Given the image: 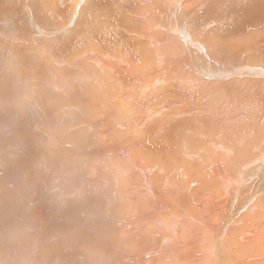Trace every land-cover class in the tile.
Here are the masks:
<instances>
[{
	"label": "bare ground",
	"instance_id": "obj_1",
	"mask_svg": "<svg viewBox=\"0 0 264 264\" xmlns=\"http://www.w3.org/2000/svg\"><path fill=\"white\" fill-rule=\"evenodd\" d=\"M62 1L0 6L1 39L28 52L23 74L0 64V264H264V126L258 138L230 122L257 106L264 116V48L245 63L260 34L215 53L230 67L196 38L214 20L193 16L203 0L124 2L120 35L85 33L106 1L69 0L70 17ZM15 9L30 36L8 32ZM81 10L83 25L67 29ZM240 76L263 80L231 81ZM214 95L216 106L204 102Z\"/></svg>",
	"mask_w": 264,
	"mask_h": 264
},
{
	"label": "rangeland",
	"instance_id": "obj_2",
	"mask_svg": "<svg viewBox=\"0 0 264 264\" xmlns=\"http://www.w3.org/2000/svg\"><path fill=\"white\" fill-rule=\"evenodd\" d=\"M4 1V2H3ZM10 1H12V0H10ZM22 0H16V2H17V4H18V6H19V3L21 2ZM66 1H68V3L66 2ZM71 2V4L74 6V4H73V2L72 1H74V0H70ZM88 1V0H87ZM106 1V3H103L102 5L103 6H100V7H97L98 6V4H97V8L96 9H94L95 10V12H94V10L92 11L93 13H91L90 15L91 16H89L87 19H86V21H88L87 23H88V26L90 27V26H92V28H93V26H94V29H92V28H89L88 26H87V31H89V32H86V30H85V33H86V35H88L87 33H90V34H93V32H94V30H95V32L97 31V32H101V33H105V32H108V30L110 31V32H112L113 33V31H116V32H114V33H120L121 34V31H119L118 29L117 30H115V28L117 27L115 24L117 23H119V20L122 18V16H124V15H127V16H132V15H130V14H128V13H126L124 10H122V8H120L119 6L122 4H124V2H126V3H128V2H133V1H131V0H129V1H127V0H108V2H107V0H104V2ZM200 1H202V0H191V4L192 5H194L195 3H196V5L200 2ZM211 1V2H210ZM223 2H221V0L219 1V0H203V7L200 9L199 7H197L196 5H194V6H196L197 8H196V11H193L192 13H193V16H196V15H198V14H202V12L205 14V13H207V14H210V12H213L212 14H210V15H207V19L209 18L210 20H213V23H212V27L210 28V30H208V32H210V33H207L206 35H204V36H201V35H199L198 37H196L197 39H200V41L201 42H205V43H207L208 44V46H207V49H208V54H210V56H212V55H215L214 56V58H216V59H218V58H220V59H218L219 61H222L223 60V62L225 61V65L226 66H230L231 67V63L234 61L233 59H231V58H233V57H229V59H228V55L226 54V53H223V54H220V53H217V54H215L216 52H218V51H220V49H221V47L222 46H225V44L227 45V44H231L232 42H234V43H236V42H238L239 44H241V42H239L242 38H244L245 37V39H247V38H252V41H251V44L250 45H252V46H249V47H254V46H256L257 44L255 43V42H257L258 41V39L260 38V36L262 37L261 38V40H263V42H262V44L260 45V46H258L257 48H255L256 50L255 51H249L248 53H250L249 55H247L246 56V58L247 59H249V60H245V63H249V64H247L248 66H252L255 62L256 63H260V60H253L251 57L252 56H254V54L256 53V51H260L261 50V48H264V34H263V32H264V2H263V4H261L260 6L256 3V2H258V1H260V3H262V1H264V0H250L251 1V3H249L250 1L249 0H244V3L242 4V2H240L239 0H222ZM248 1V2H247ZM63 2V4H61L60 6H61V9L63 10V13L66 11V14H67V16L66 17H70L71 16V13L70 12H72V9H73V6L72 5H70V3H69V0H63L62 1ZM66 2V3H65ZM89 2H91V0H89ZM89 2H86L85 3V5L87 6L88 4H89ZM120 2H122V3H120ZM231 2H233V3H231ZM206 3V4H205ZM236 3V4H235ZM245 3H248V4H246L247 6H250L252 3L254 4V3H256L257 5H258V7L256 6V7H254L253 5H251L250 7H248V8H246L247 6H244V4ZM70 6H69V5ZM112 4V5H111ZM209 4H211V5H209V7L211 8H209L208 7V5ZM3 5L4 6H6V0H0V6H2L3 7ZM84 5V6H85ZM101 5V4H100ZM214 5V6H213ZM63 6V7H62ZM85 6V7H86ZM106 6H109V7H106ZM227 6V7H226ZM228 6H230V7H228ZM238 6V7H237ZM2 7H0V8H2ZM70 7H72V9H70ZM89 7H90V5H89ZM112 7H115V8H112ZM244 9H243V8ZM252 7V8H251ZM105 8V9H104ZM107 8V9H106ZM179 8V7H178ZM208 8V9H207ZM227 8L228 9H230V10H227ZM240 8H242V10L240 9ZM249 8H250V11L248 12L247 10H249ZM83 9V8H82ZM85 9V8H84ZM90 9H91V7H90ZM99 9V10H98ZM102 9H104V10H102ZM116 9V10H115ZM179 9H181V8H179ZM198 9H200V10H198ZM245 9H247V10H245ZM115 11V14L117 13V15H116V17L114 18L112 15H113V12L112 11ZM127 10H129L128 8H127ZM231 10H233V11H231ZM258 10H260V11H258ZM17 12V10L15 9V10H13V11H11V13H9L8 12V15L6 14L5 15V17H4V19H9V20H11V21H7V23H6V25H7V28H8V32L10 33H12L13 35H17V36H21V35H23L24 33V35L23 36H27V35H29L30 36V32H33V31H31L32 29H30L29 30V33L28 32H25V25L24 24H22V19L20 18V16L21 17H23V19H24V15L22 16L21 15V13L20 14H16L17 16H15V14L14 13H16ZM19 11V10H18ZM246 11L248 12V13H246ZM262 11V12H261ZM14 12V13H13ZM20 12H22V11H20ZM104 12V13H103ZM237 12V13H236ZM70 13V14H69ZM126 13V14H125ZM196 13V14H195ZM239 13V14H238ZM251 13V14H250ZM124 14V15H123ZM232 14V15H231ZM249 14V15H248ZM13 15V16H12ZM82 10L80 11V13H79V15H78V17H79V19L77 18V20H78V22L76 21V19L74 20V21H76V22H72L70 25H69V27L67 28V29H70L72 26L73 27H75V26H78L79 27V25H80V23L82 24L84 21L83 20H81L82 19ZM106 15V16H105ZM215 15V16H214ZM247 15H248V17H247ZM81 16V17H80ZM233 16V17H232ZM108 17V18H107ZM212 17V18H211ZM247 17V18H246ZM249 17L251 18V19H249ZM14 18V19H13ZM81 18V19H80ZM93 18V19H92ZM99 18V19H98ZM116 18H117V20H116ZM244 18H245V21H244ZM115 19V20H114ZM224 19V20H223ZM235 19H238V21L237 20H235ZM239 19H241V20H239ZM249 21H248V20ZM68 20V19H67ZM93 20V21H92ZM106 20H108L109 22H108V24H107V21ZM112 20H114V21H112ZM132 18H130L128 21H127V23L129 24V25H134L135 23H133L132 22ZM17 21V22H16ZM20 21H21V23H20ZM105 21V22H104ZM225 21V22H224ZM232 21V22H231ZM247 21V22H246ZM12 22V23H11ZM15 22V23H14ZM111 22V23H110ZM114 22H116L115 24H114ZM216 23V24H215ZM229 25H231V24H233L234 25V23L236 24L235 26H233V28H232V25L231 26H229ZM251 23V24H250ZM261 23V24H260ZM14 24V25H13ZM52 24V23H51ZM97 24V25H96ZM109 24H111V25H109ZM140 24V23H139ZM228 26V27H230V30H229V28L228 27H226V25ZM242 24V25H241ZM20 25V26H19ZM75 25V26H74ZM83 25V24H82ZM100 25V26H99ZM219 25H223V26H225L226 28L223 30V26L219 29V32H217V31H215L214 33H215V35L212 33V31H214V29L216 30V28H217V26H219ZM238 25V26H237ZM51 26H53V25H51ZM51 26H49V27H51ZM54 26H55V24H54ZM81 26V25H80ZM98 27V28H96V27ZM103 26V27H102ZM110 26H111V28L112 29H110ZM114 28H113V27ZM216 26V27H215ZM242 26H244V30H243V28H241ZM252 26V27H251ZM46 27H48V26H46ZM56 27V26H55ZM72 27V28H73ZM102 27V28H101ZM107 27H108V30L106 31V29H107ZM238 27V28H237ZM260 27V28H259ZM82 28H83V26H82ZM105 30H104V29ZM214 28V29H213ZM1 29H3V27H1V23H0V32H4V31H2ZM98 29H99V31H98ZM101 29H103V30H101ZM212 29V30H211ZM259 29V30H258ZM93 30V31H92ZM221 30H223L222 32H221ZM228 30V31H227ZM240 30V31H239ZM236 31V32H235ZM239 31V32H238ZM92 32V33H91ZM96 32V33H97ZM198 32V30H195L194 32H193V34L194 35H197V34H195V33H197ZM242 32V33H241ZM256 32V33H255ZM258 32V33H257ZM22 33V34H21ZM122 33H123V31H122ZM234 33V34H233ZM89 34V35H90ZM119 34V35H120ZM213 34V35H212ZM237 36H236V35ZM259 34H260V36H259ZM66 35H71L70 33H69V31H68V34H66ZM66 35H57V36H54L53 38H56L57 37V39H60V40H65V39H67L69 36H67L66 37ZM94 35H95V33H94ZM224 35V36H223ZM228 35H230V36H228ZM235 35V36H234ZM254 35V36H253ZM7 36V38H9V34H7L6 35ZM5 36V37H6ZM28 36V37H29ZM61 36L63 37L62 39H61ZM171 36V39L173 38V37H175V36H173V35H170ZM234 36V37H233ZM259 36V37H258ZM60 37V38H59ZM66 37V38H65ZM212 37H213V39H212ZM247 37V38H246ZM233 38V39H232ZM211 39L213 40V41H215V42H213V41H211ZM245 39H243L244 41H245ZM216 40H218V41H216ZM222 42H221V41ZM231 40H233V41H231ZM242 41V40H241ZM244 41L242 42L243 43V45L242 46H245V43H247L246 41H245V43H244ZM9 42V43H8ZM216 42H218L215 46H213V47H211V43H212V45H213V43H216ZM219 42L220 43H223V45H220L219 44ZM255 43V44H254ZM14 44L16 45V43H14L12 40H7L6 38H5V41H3L2 39H1V37H0V64H3V66H4V69L6 68L7 69V71H10L11 69H13V70H15L16 72H19L20 71V73L21 74H23L24 73V71H25V69H24V66L26 65V63H25V60L24 59H28V58H26V56H25V54L24 53H28V52H25L24 51V53L23 54H21V55H18V54H16V50H14ZM18 45V47H22V43H17ZM93 44V43H92ZM96 44V43H95ZM94 44V45H95ZM102 45L103 44H99L98 45V43L96 44V48H100V47H102ZM263 45V46H262ZM2 46V47H1ZM17 46H15V47H17ZM105 46V45H104ZM239 46V45H238ZM242 46H241V48H242ZM17 47V48H18ZM95 47V46H94ZM179 46H177V47H174V49L176 48V50H177V48H178ZM240 47V46H239ZM249 47H245V49H250ZM23 48V47H22ZM215 48V49H214ZM3 50V51H2ZM240 50V49H239ZM5 52V53H4ZM238 52V51H237ZM254 52V53H253ZM30 53H33V55H35L36 53H37V50H35V52L33 51V52H30ZM189 53H190V55L192 56L191 57V62H192V65H193V69H196V66H195V63L197 64L198 62H197V60H195L194 59V54H193V51L192 50H190L189 49ZM223 55H225V57H223ZM115 57V56H114ZM193 58V59H192ZM223 58V59H222ZM227 61H226V60ZM233 60L232 62H230L231 60ZM251 59V60H250ZM228 60H229V65H228ZM193 61H195V62H193ZM254 62V63H253ZM263 63H264V61H262ZM261 62V63H262ZM235 64H237V61H234V63L232 64V65H235ZM263 65V64H262ZM6 66V67H5ZM263 67H264V65H263ZM4 71V70H3ZM198 76V75H197ZM238 78V77H237ZM237 78H232L231 79V81H235L234 83H237V82H239V85H242V83H244L245 82V80L246 79H250V80H253V81H261V80H263L262 78H260V79H252V77H244V76H240L238 79ZM228 80V79H227ZM226 80V81H227ZM244 81V82H243ZM241 82V83H240ZM23 83H25V82H23ZM22 83V84H23ZM258 83V82H257ZM262 84V83H261ZM261 86L262 85H260L259 87L261 88ZM249 93L250 92H248L247 94L249 95ZM194 97H196L197 95H193ZM27 97L28 96H26V95H24L23 93H21L20 94V99H19V108H23L24 106V104H23V102H25V100L27 99ZM198 97V96H197ZM214 97H216V99L214 100V102H213V100H210L209 102L208 101H204V102H206V103H208V105H215L216 106V104L218 103V102H220L218 99H220L221 97H218L217 98V96L216 95H214ZM26 98V99H25ZM23 99V100H22ZM211 99H212V97H211ZM20 101H23V102H20ZM216 101V102H215ZM248 101V103H247V105L248 106H250L251 105V103H250V101L249 100H247ZM263 101H264V98H263ZM216 103V104H215ZM26 104V103H25ZM241 105L242 106V102H238V105ZM214 106V107H215ZM222 106L224 107V108H228V107H231V106H228L226 103H224V104H222ZM32 108H35V109H38L37 107H32ZM221 110H223V109H221ZM221 110L219 109V110H213V112H209V113H207V114H204L205 115V117H208V118H212V117H214V116H217L219 113H221ZM257 110V111H256ZM247 111H249V110H244L243 111V113H245V112H247ZM255 111H256V113H255ZM260 111H262V108L261 107H259V106H257L254 110H252L251 111V114L252 115H250L251 117L250 118H248V117H246V118H243V117H245V116H243L242 118H243V121H241L240 123L239 122H236L235 120H230V122L231 121H233V124L234 125H236V126H238L239 128H241L242 127V122H247V123H249V125L251 126V128L253 129V130H251V129H249L250 131H254V130H256L257 128V130L259 131V135L258 134H256V136L258 137V138H260V136H261V133H260V128H262L263 126H264V116H263V118L262 117H260V119L262 118V121L260 122L261 123V126H259L258 124H256L255 123V118L256 119H259V116H258V114L260 113ZM156 117H158V118H162L163 116L160 114L159 116H154L153 117V121H154V118L155 119H157ZM182 117H184V116H182ZM188 117V116H187ZM185 118V120H187V121H189L188 123H190V121H191V123L192 124H194V126L197 124V126H198V123H200L201 121H199V120H195V119H190V120H188V118ZM190 117V116H189ZM31 118H33V116L31 115ZM245 119V120H244ZM259 119V120H260ZM32 120H34V118L32 119ZM248 120H249V122H248ZM134 121V120H133ZM133 121H129V123H132ZM158 121V120H157ZM193 121V122H192ZM195 121H196V123H195ZM252 121V122H251ZM175 122H177V120L175 121ZM190 123V124H191ZM191 124V125H192ZM259 126V127H258ZM257 127V128H256ZM242 129V128H241ZM187 134H189V131L188 130H184L183 131V136H187ZM262 137V136H261ZM263 138V137H262ZM178 140H182V138H178ZM260 143H262V144H264V141H261ZM264 171V170H263ZM263 174H264V172H263ZM263 174H259V179H260V177H262L261 179L262 180H264V175ZM213 175V174H212ZM264 250V249H263Z\"/></svg>",
	"mask_w": 264,
	"mask_h": 264
}]
</instances>
